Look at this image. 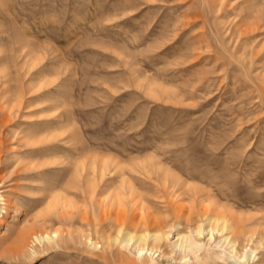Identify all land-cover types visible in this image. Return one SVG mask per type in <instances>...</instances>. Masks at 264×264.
Returning a JSON list of instances; mask_svg holds the SVG:
<instances>
[{
  "label": "rangeland",
  "instance_id": "1",
  "mask_svg": "<svg viewBox=\"0 0 264 264\" xmlns=\"http://www.w3.org/2000/svg\"><path fill=\"white\" fill-rule=\"evenodd\" d=\"M93 156L178 174L210 199L152 183V218L218 207L264 264V0H0V264H140L81 238L73 173Z\"/></svg>",
  "mask_w": 264,
  "mask_h": 264
},
{
  "label": "bare ground",
  "instance_id": "2",
  "mask_svg": "<svg viewBox=\"0 0 264 264\" xmlns=\"http://www.w3.org/2000/svg\"><path fill=\"white\" fill-rule=\"evenodd\" d=\"M75 164L73 183L82 190L85 203L89 204L86 213L90 215L82 220L88 223L81 238L93 251L102 250L105 253L117 249L114 252H119L122 258L125 252H132L140 264H257L256 258L263 245L262 241L255 244L257 230H245L234 215L218 207L211 210L208 206L199 213L193 207H177L172 223L152 218L148 204L152 205L155 200L151 202L148 196L139 192L152 183H161L158 185L160 188L155 190L157 195L153 197L158 200L161 197L158 194L173 197L172 193L178 190L182 197H192L193 203L199 195H202L201 202L210 199L195 185L188 186L178 174L150 161L126 166L115 159L93 156L83 157ZM100 196L103 199L98 200L99 207H107V211L98 217L99 212L96 213L91 206ZM174 199L168 200L169 205L163 204L165 209L174 205ZM104 225L110 233L98 230ZM64 232L59 229L36 231L30 232V236L33 242L58 246L63 241L61 234ZM92 233L97 235V240ZM240 246L242 252L238 250Z\"/></svg>",
  "mask_w": 264,
  "mask_h": 264
}]
</instances>
